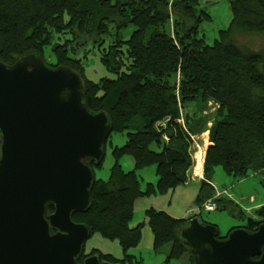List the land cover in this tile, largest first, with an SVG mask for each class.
Here are the masks:
<instances>
[{
  "label": "trees",
  "instance_id": "trees-1",
  "mask_svg": "<svg viewBox=\"0 0 264 264\" xmlns=\"http://www.w3.org/2000/svg\"><path fill=\"white\" fill-rule=\"evenodd\" d=\"M229 4L228 28L208 44L198 36L200 25L211 19L202 0H0V60L11 64L34 54L49 67L79 72L86 108L104 112L111 133L125 135L124 144L112 149L108 180L93 183L90 208L72 215L90 235L118 241L124 259L92 251L100 264L130 261L127 252L138 244L142 227H130L134 201L186 183L195 140L204 132L207 147L196 204L209 201L216 210L228 205L211 198L217 166L235 179L256 174L264 188V51H243L232 41L237 31L264 36V0ZM128 26L132 30L124 39ZM87 43L96 45L101 64L114 78H85L73 58ZM46 50L53 63L45 60ZM124 155L132 159L130 171L120 167ZM148 166H155V183L137 178L136 170ZM255 212L228 233L235 228L255 232L256 221L264 223V205ZM145 216L154 251L169 248L167 260L185 254L183 264H193L178 234L189 218L153 209Z\"/></svg>",
  "mask_w": 264,
  "mask_h": 264
},
{
  "label": "water",
  "instance_id": "water-1",
  "mask_svg": "<svg viewBox=\"0 0 264 264\" xmlns=\"http://www.w3.org/2000/svg\"><path fill=\"white\" fill-rule=\"evenodd\" d=\"M84 87L79 72L34 54L0 60V264H100L97 254L78 262L90 231L72 221L90 208L111 133L107 115L84 105ZM256 224L219 237L194 217L178 234L193 264H264Z\"/></svg>",
  "mask_w": 264,
  "mask_h": 264
},
{
  "label": "rangeland",
  "instance_id": "rangeland-1",
  "mask_svg": "<svg viewBox=\"0 0 264 264\" xmlns=\"http://www.w3.org/2000/svg\"><path fill=\"white\" fill-rule=\"evenodd\" d=\"M205 1L202 0V8H205L211 19L200 25L198 36H202L206 43L211 44L215 39H219L221 33L228 28L231 20V10L229 0ZM131 30V26L122 30L124 39H127ZM109 41L110 39H106L105 43ZM232 41L243 51H264V36L255 33L237 31L233 34ZM73 59L81 63L84 76L88 81L97 82L101 78L112 79L115 77L101 64L96 45L87 43L80 47L76 51ZM45 60L48 63H53L54 59L49 50L45 51ZM124 136V134L117 132L110 134V137L105 143L104 157L101 165L93 172L96 180H108L110 168L114 163L112 149L113 147H119L124 144ZM205 140V138L195 140V144L199 146L201 152L207 147ZM119 163L123 171H130L134 168L132 159L128 155L122 156ZM198 166L199 161L196 164V167ZM136 171L138 175L137 178L140 182L155 183L157 181L155 166L144 167ZM211 183L217 191L226 190L223 199L228 202V205L221 210H216L214 207L212 210L206 211V202L202 206L196 204L199 187L198 180L190 179L189 177L186 183L177 185L166 193H153L134 201L132 205V220L130 222V227L142 224L139 241L135 247L130 248L127 252V255L131 258L130 261L124 263L120 262L118 264L186 263L187 256L185 254L178 260H167L166 256L169 248H166L161 253L154 251L153 235L145 216L146 210L148 209L164 211L169 216L177 219H192L191 216L199 217L203 222L214 225L218 231L219 237H225L231 228L241 226L246 218L254 217L256 214L255 211L264 205V188L260 184V177L256 174L248 173L246 177L235 179L234 177L227 176L223 169L217 166L213 169ZM214 192H212V194ZM212 194L211 198H213ZM92 251L111 255L116 259H124L118 241L106 239L99 233H92L83 246V255H90Z\"/></svg>",
  "mask_w": 264,
  "mask_h": 264
},
{
  "label": "crops",
  "instance_id": "crops-1",
  "mask_svg": "<svg viewBox=\"0 0 264 264\" xmlns=\"http://www.w3.org/2000/svg\"><path fill=\"white\" fill-rule=\"evenodd\" d=\"M208 126H209V124H208ZM199 138H205L206 139L205 143L207 144V132H204ZM193 148H194L193 149L194 151H193V153L191 155V159H192L193 163H192V167L190 168L189 172H187V173H188V177L190 179H197L198 183H199V181L202 179V172L200 170L198 172H196V170L194 169V167H195V159H197V160L200 159V162L203 161L204 160V156H205V150L203 152H201V149L199 148V146L197 144H195ZM210 184L213 187L212 183H210ZM213 189L215 191L214 195H213V198L214 199L221 198L224 201L223 195L226 194V190L224 189L222 191H217L214 187H213ZM223 191L225 192V194H222L220 197L215 196L216 192H220L221 193ZM205 210L206 211H210V210H207V209H205Z\"/></svg>",
  "mask_w": 264,
  "mask_h": 264
},
{
  "label": "built area",
  "instance_id": "built-area-1",
  "mask_svg": "<svg viewBox=\"0 0 264 264\" xmlns=\"http://www.w3.org/2000/svg\"><path fill=\"white\" fill-rule=\"evenodd\" d=\"M202 160V159H201ZM198 161H199V166H198V169L196 170V164L198 163ZM202 164H203V161H201L200 162V159H195V167H194V169L196 170V171H201L202 172ZM200 177V176H199ZM222 194H225V192L223 191V192H216L215 193V196H217V197H220ZM212 208H214V205L213 204H211L209 201L205 204V209H207V210H212Z\"/></svg>",
  "mask_w": 264,
  "mask_h": 264
},
{
  "label": "bare ground",
  "instance_id": "bare-ground-1",
  "mask_svg": "<svg viewBox=\"0 0 264 264\" xmlns=\"http://www.w3.org/2000/svg\"><path fill=\"white\" fill-rule=\"evenodd\" d=\"M197 169H198V167H197Z\"/></svg>",
  "mask_w": 264,
  "mask_h": 264
},
{
  "label": "flooded vegetation",
  "instance_id": "flooded-vegetation-1",
  "mask_svg": "<svg viewBox=\"0 0 264 264\" xmlns=\"http://www.w3.org/2000/svg\"><path fill=\"white\" fill-rule=\"evenodd\" d=\"M88 256V255H87Z\"/></svg>",
  "mask_w": 264,
  "mask_h": 264
}]
</instances>
